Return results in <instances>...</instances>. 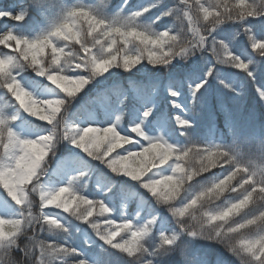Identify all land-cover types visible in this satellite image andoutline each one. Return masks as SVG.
<instances>
[{
    "label": "snow or ice",
    "instance_id": "snow-or-ice-1",
    "mask_svg": "<svg viewBox=\"0 0 264 264\" xmlns=\"http://www.w3.org/2000/svg\"><path fill=\"white\" fill-rule=\"evenodd\" d=\"M0 264H264V0H0Z\"/></svg>",
    "mask_w": 264,
    "mask_h": 264
},
{
    "label": "trees",
    "instance_id": "trees-1",
    "mask_svg": "<svg viewBox=\"0 0 264 264\" xmlns=\"http://www.w3.org/2000/svg\"><path fill=\"white\" fill-rule=\"evenodd\" d=\"M249 103H250V104L252 103V100H251V98H250V100H249ZM257 107H258V105H257Z\"/></svg>",
    "mask_w": 264,
    "mask_h": 264
}]
</instances>
